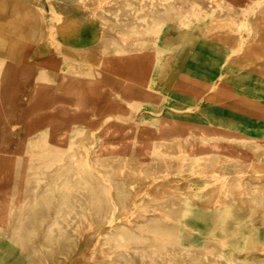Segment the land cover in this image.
I'll return each instance as SVG.
<instances>
[{
  "label": "bare ground",
  "instance_id": "obj_1",
  "mask_svg": "<svg viewBox=\"0 0 264 264\" xmlns=\"http://www.w3.org/2000/svg\"><path fill=\"white\" fill-rule=\"evenodd\" d=\"M0 264H264V0H0Z\"/></svg>",
  "mask_w": 264,
  "mask_h": 264
},
{
  "label": "rangeland",
  "instance_id": "obj_2",
  "mask_svg": "<svg viewBox=\"0 0 264 264\" xmlns=\"http://www.w3.org/2000/svg\"><path fill=\"white\" fill-rule=\"evenodd\" d=\"M222 160H223V162H222ZM222 160H220L219 162H221V164H218V166L217 167H219V166H223V168H226V167H228V165H230L231 164V161H230V159H222ZM226 160H228L227 162H226ZM230 161V162H229ZM225 162V163H224ZM197 197V196H196ZM200 197V196H199ZM198 198V197H197ZM215 198H217V201H215V202H213L214 203V205L215 206H219V205H221V202L219 201V198H220V195H219V192H217V193H215ZM200 237H206L207 236V233L203 230V232L202 231H200V235H199ZM258 237H261V236H256V240L258 239ZM253 246V245H252ZM251 246V247H252ZM250 257H253L254 255H252V254H255V252H253V251H251V249H250Z\"/></svg>",
  "mask_w": 264,
  "mask_h": 264
}]
</instances>
